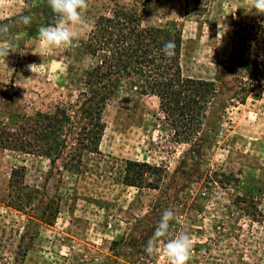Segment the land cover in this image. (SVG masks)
<instances>
[{
  "label": "rangeland",
  "instance_id": "obj_1",
  "mask_svg": "<svg viewBox=\"0 0 264 264\" xmlns=\"http://www.w3.org/2000/svg\"><path fill=\"white\" fill-rule=\"evenodd\" d=\"M87 3V26L73 29L78 46L52 50L40 47L33 30L53 22L46 0L0 7L4 23L38 18L0 39L8 51L0 56V123L13 129L14 117L61 105L73 117L56 163L0 149V264H165L159 241L151 255L145 251L165 209L174 216L164 241L182 231L193 241L188 264H264V15L248 12L249 0ZM114 4L136 7L144 27L180 34L183 77L215 83L194 141L174 138L156 97L121 92L102 114L97 152L79 146L74 153L76 141L89 138L71 106L97 61L86 51L87 35ZM240 56L256 64L251 77L261 87L251 94ZM16 167L25 168L21 197L29 201L20 208L9 187Z\"/></svg>",
  "mask_w": 264,
  "mask_h": 264
},
{
  "label": "trees",
  "instance_id": "obj_2",
  "mask_svg": "<svg viewBox=\"0 0 264 264\" xmlns=\"http://www.w3.org/2000/svg\"><path fill=\"white\" fill-rule=\"evenodd\" d=\"M45 17L46 20L52 18L51 12H46ZM42 25L46 22L33 30L38 32ZM167 41L175 43V55L171 58L162 52ZM86 51L97 61L76 90V99L71 106L77 107L86 121L89 130L84 131L89 138L87 141L78 139L74 153L82 152L79 146H83L85 153L97 152L104 131L102 114L121 92L156 97L178 142L188 144L201 133L209 105L217 95V87L213 81L183 77L180 34L144 27L136 7L114 4L110 14L100 16L94 22L87 35ZM240 58L250 81L245 92L251 94L253 88L261 87V83L251 77L256 64ZM261 65L264 67V60ZM245 98L246 95L241 97L240 102ZM68 108L61 105L52 113L18 115L14 117L16 126L13 129L0 123V149L36 155L56 163L68 148L67 136L73 124ZM132 165L150 170L145 163ZM24 171V167L13 168L9 184L14 192L12 206L19 208L29 202L21 197Z\"/></svg>",
  "mask_w": 264,
  "mask_h": 264
},
{
  "label": "clouds",
  "instance_id": "obj_3",
  "mask_svg": "<svg viewBox=\"0 0 264 264\" xmlns=\"http://www.w3.org/2000/svg\"><path fill=\"white\" fill-rule=\"evenodd\" d=\"M6 3L7 0H0V7ZM46 6L50 9L53 22L38 28L37 40L40 47L44 50H52L66 46H78L76 33L73 29L76 26H87L85 17L88 8L87 0H46ZM248 12L256 16L264 15V0H249ZM37 21L35 13L22 15L8 23L0 20V39H8L16 30L30 27ZM162 52L166 57H173L175 43L167 41ZM7 54L8 51L0 45V56L6 57ZM34 66H29L30 70ZM173 216L174 213L169 209L162 211L153 237L149 240L145 251L151 255L155 251V243L159 241L163 245L160 258L165 261V264H188L193 248L190 235L182 231L167 242L163 239L169 232Z\"/></svg>",
  "mask_w": 264,
  "mask_h": 264
}]
</instances>
